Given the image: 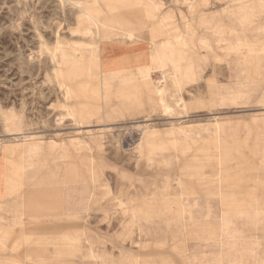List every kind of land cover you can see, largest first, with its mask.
<instances>
[{
  "label": "rangeland",
  "instance_id": "obj_1",
  "mask_svg": "<svg viewBox=\"0 0 264 264\" xmlns=\"http://www.w3.org/2000/svg\"><path fill=\"white\" fill-rule=\"evenodd\" d=\"M2 159L0 264H264V0H0Z\"/></svg>",
  "mask_w": 264,
  "mask_h": 264
},
{
  "label": "crops",
  "instance_id": "obj_2",
  "mask_svg": "<svg viewBox=\"0 0 264 264\" xmlns=\"http://www.w3.org/2000/svg\"><path fill=\"white\" fill-rule=\"evenodd\" d=\"M0 163H5V161L2 159L0 160ZM7 174L8 176L12 177V175L14 174L12 172V168L10 166V168L8 167V171H7ZM7 174H5L7 176ZM11 182L8 178H4V181H2L0 179V188L6 190V191H3L2 189H0V196L3 197L4 195L6 194H10V193H13L12 191V186H11ZM8 188V189H7Z\"/></svg>",
  "mask_w": 264,
  "mask_h": 264
}]
</instances>
